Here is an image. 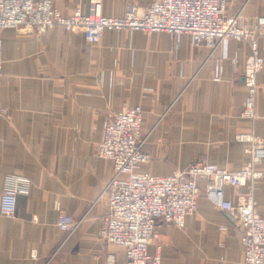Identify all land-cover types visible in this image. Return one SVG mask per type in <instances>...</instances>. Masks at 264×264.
I'll return each instance as SVG.
<instances>
[{
    "label": "crops",
    "instance_id": "0c3cea01",
    "mask_svg": "<svg viewBox=\"0 0 264 264\" xmlns=\"http://www.w3.org/2000/svg\"><path fill=\"white\" fill-rule=\"evenodd\" d=\"M68 16L90 0H53ZM152 0H101L106 17L140 13ZM228 15L264 16V0H231ZM0 195L10 175L31 180L17 198L16 215H0V264H106L126 260L100 239L108 202L103 190L113 164L97 157L106 124L124 109L140 107L142 137L151 157L139 172L167 177L206 160L237 171L248 161L236 140L254 131L264 140V68L259 74L257 118H242L243 69L249 47L225 40L215 49L195 46L187 34L106 31L98 44L58 27L44 34L14 29L1 34ZM264 58V38L259 40ZM264 172V165L261 166ZM208 182L199 181L202 192ZM249 187L226 186L234 205ZM264 217V179L254 191ZM63 212L79 222L69 236L59 230ZM227 227V231L221 228ZM242 228L233 215L203 195L183 229L158 224L149 247L163 264H242Z\"/></svg>",
    "mask_w": 264,
    "mask_h": 264
},
{
    "label": "built area",
    "instance_id": "2783aa9c",
    "mask_svg": "<svg viewBox=\"0 0 264 264\" xmlns=\"http://www.w3.org/2000/svg\"><path fill=\"white\" fill-rule=\"evenodd\" d=\"M230 2L152 0L143 13L129 6L123 16L106 17L102 14L101 0H90L87 12L78 7L68 16L54 6L53 0H0V75L3 71L1 34L9 29L23 34H44L60 27L66 32L83 33L91 44H98L106 31L187 34L195 46L210 49L231 39L246 44L251 51L243 69L246 96L241 116L254 122L260 89L258 77L264 68L259 50V40L264 38V16L254 20L229 16ZM6 114L7 108L0 105V116ZM143 120L140 107L124 109L106 124L96 147L97 157L110 161L114 167V177L103 190L108 208L101 218L100 239L118 247L126 256L121 263L108 256L106 264H163L160 249L155 255L149 250L158 224L183 229L187 218L197 213L203 195L218 209L231 213L235 224L242 228V264H264V217L257 212L254 196L257 184L264 179L261 170L264 140L253 130L236 136L238 142L245 144L248 156V161L237 171L202 160L167 177L152 176L139 172V167L151 159L144 149ZM202 179L208 182L204 193L199 187ZM226 186H247L249 192L234 205L226 198ZM30 191L29 178L7 176L0 195V215L14 218L17 198L29 196ZM79 224L66 213L59 214L57 226L69 236Z\"/></svg>",
    "mask_w": 264,
    "mask_h": 264
},
{
    "label": "rangeland",
    "instance_id": "374dc122",
    "mask_svg": "<svg viewBox=\"0 0 264 264\" xmlns=\"http://www.w3.org/2000/svg\"><path fill=\"white\" fill-rule=\"evenodd\" d=\"M204 193V192H203ZM105 247H108L109 248V244H104ZM113 246V245H112Z\"/></svg>",
    "mask_w": 264,
    "mask_h": 264
}]
</instances>
